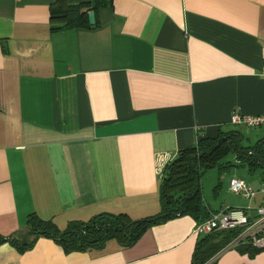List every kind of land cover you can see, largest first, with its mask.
Returning <instances> with one entry per match:
<instances>
[{
	"label": "crops",
	"instance_id": "1",
	"mask_svg": "<svg viewBox=\"0 0 264 264\" xmlns=\"http://www.w3.org/2000/svg\"><path fill=\"white\" fill-rule=\"evenodd\" d=\"M100 1L96 27L50 30L56 0H0L2 237L21 236L31 213L58 228L100 212L155 214L177 150L235 129L233 112L264 113V0ZM241 197L206 206L259 200ZM194 226L177 216L129 246L84 251L44 236L23 251L2 242L0 264H190ZM212 260L264 264V248L248 257L229 246Z\"/></svg>",
	"mask_w": 264,
	"mask_h": 264
},
{
	"label": "trees",
	"instance_id": "2",
	"mask_svg": "<svg viewBox=\"0 0 264 264\" xmlns=\"http://www.w3.org/2000/svg\"><path fill=\"white\" fill-rule=\"evenodd\" d=\"M107 2L91 0L89 3L65 4L64 0H56L50 6V30L94 28L98 25L96 9ZM88 12L93 15L91 24L88 22ZM242 139L243 135L238 129L218 131L213 138H201L194 146L177 150L161 170L157 188L159 210L155 214L133 220L125 213L100 212L84 221L70 220L63 228H58L50 220H43L31 213L26 217L21 236H0V243L8 242L23 251L31 247L37 236H44L56 242L64 252L100 248L110 239L126 247L134 243L148 227L177 216L188 215L198 224L211 212L200 193L199 176L202 171L229 165V162L224 165L220 161L232 154L235 164L245 165L248 171H257L260 179L264 178V136L250 145H242ZM238 232L239 228H231L197 234L190 264H213V257L226 248ZM233 249L248 257L260 250L248 242L238 243Z\"/></svg>",
	"mask_w": 264,
	"mask_h": 264
},
{
	"label": "built area",
	"instance_id": "3",
	"mask_svg": "<svg viewBox=\"0 0 264 264\" xmlns=\"http://www.w3.org/2000/svg\"><path fill=\"white\" fill-rule=\"evenodd\" d=\"M260 75L264 77V67ZM229 124L246 127L263 126L264 113L245 116L233 112L229 116ZM233 161L236 162L234 158ZM227 187L231 193L249 199L258 194L259 200L254 207H226L219 211L209 212L205 220L195 224L194 233L205 234L214 230L239 228L238 234L228 243L227 247L248 242L256 248H264V178L260 179L257 188L253 189L243 179L231 176Z\"/></svg>",
	"mask_w": 264,
	"mask_h": 264
},
{
	"label": "rangeland",
	"instance_id": "4",
	"mask_svg": "<svg viewBox=\"0 0 264 264\" xmlns=\"http://www.w3.org/2000/svg\"><path fill=\"white\" fill-rule=\"evenodd\" d=\"M233 127L242 133V145H250L259 137L264 136V125L258 127ZM220 162L224 165L225 162H229V165L220 169L213 167L204 170L199 176V188L203 202L211 208H216L226 203L244 206L243 204L247 200L243 199L241 195L233 194L228 190V179L231 176L241 178L255 189L260 178L258 172H250L245 165L235 164L232 154H228Z\"/></svg>",
	"mask_w": 264,
	"mask_h": 264
},
{
	"label": "water",
	"instance_id": "5",
	"mask_svg": "<svg viewBox=\"0 0 264 264\" xmlns=\"http://www.w3.org/2000/svg\"><path fill=\"white\" fill-rule=\"evenodd\" d=\"M87 17H88V22L91 24L93 22V15H92V13L89 12L88 15H87Z\"/></svg>",
	"mask_w": 264,
	"mask_h": 264
}]
</instances>
